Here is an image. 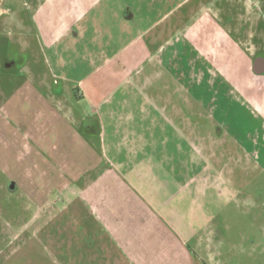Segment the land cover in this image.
I'll return each mask as SVG.
<instances>
[{"label":"crops","instance_id":"obj_1","mask_svg":"<svg viewBox=\"0 0 264 264\" xmlns=\"http://www.w3.org/2000/svg\"><path fill=\"white\" fill-rule=\"evenodd\" d=\"M215 2L220 1L13 0L21 4V11L13 10L14 23L31 22L40 29L55 67L72 60L75 77L63 79L80 91L83 98L78 104L89 107L80 115L83 134L108 138L105 160L120 168L127 190L122 215L106 212L109 218H120L119 225L105 228L110 241L89 242V251L78 249L70 264H228L222 258L221 231L215 226L217 212L201 204L215 187L221 193L225 181L219 150L209 148L222 141L215 145L220 148L228 140L236 150L257 156L264 147V115L243 108L257 107L261 91L256 87L253 96L246 93L237 75L242 66L231 64L235 78L229 76L227 57L233 53L242 58L240 39L227 34L224 20L195 21L199 11ZM216 46L215 51L208 48ZM258 59L264 58L256 56L252 69L264 77V61L259 65ZM212 70L217 73L214 80ZM134 90L144 96L138 104L130 103L128 92ZM233 90L239 98L231 97ZM240 108L247 111L243 125L257 123L255 130L241 135L250 142V151L238 130L224 123L232 116L231 121L236 117L240 124ZM137 120L152 122L156 130L140 131ZM143 154L154 155V162ZM147 159L149 166L142 167ZM194 166L198 172L190 178L187 172ZM156 170L170 172V179L163 180L168 183L177 181L172 173L180 170L186 181L178 192L195 186L197 195L173 196L181 203L180 211L170 206L172 195L154 194L157 179L151 171ZM187 201L191 203L182 206Z\"/></svg>","mask_w":264,"mask_h":264},{"label":"rangeland","instance_id":"obj_2","mask_svg":"<svg viewBox=\"0 0 264 264\" xmlns=\"http://www.w3.org/2000/svg\"><path fill=\"white\" fill-rule=\"evenodd\" d=\"M219 1L218 5L215 2L216 5L199 11L195 21L204 23L209 17L210 22L212 17L220 22L224 20L227 34L240 39L242 58L227 54L228 66L232 69L229 76L235 78L236 70L233 71L232 65L242 66L237 75L246 93L253 96L256 87L261 91L257 94V107L244 105L243 108L248 113L264 115V77L257 76L252 69L256 56L264 58V0ZM5 6L21 11L20 3L7 1ZM4 16L1 13L0 264H70L79 254L78 249L88 250L89 242L110 241L105 228L108 224L119 225L120 218H109L106 212L122 215L127 190L122 185L120 168L105 160L106 150L110 152L106 147L108 138L83 134L80 115L88 112L89 107L86 103L78 104L83 98L80 91L63 79L75 77L72 60L57 69L55 59L42 41L40 29L31 22L17 25L13 14ZM208 48L215 51L219 47ZM81 66V70L77 67L78 76H81ZM211 76L214 80L217 73L212 70ZM128 93L133 100L130 103L143 101V93ZM231 97L239 98V94L233 90ZM245 109L240 108V124L236 117L231 121L232 116L224 121L238 130L240 136L244 131L255 130L257 124L251 121L243 125L247 117ZM233 110L239 112L238 107ZM210 111L213 113V107ZM137 125L140 131L156 130L152 122L145 120H137ZM209 131L212 136V129ZM243 138L241 136L240 140L246 142L245 148L250 151V142ZM217 142L209 149L211 152L219 150V160L225 164L222 171L225 181H221V193L215 187L207 192L210 197L201 204L217 212L215 226L222 234L225 262L264 264V147L259 148L261 153L256 156L236 150L228 140L223 142L224 146L216 148ZM143 157L154 162V155L143 154ZM148 159L142 167L149 166ZM151 172L157 179L154 182L156 197L172 195L168 204L177 210H181V203L173 196L188 198L193 192L197 195L195 186L178 192L186 181L180 170L176 175L172 173L177 181L170 183L163 181L170 179L169 171ZM197 172L194 166L187 173L192 178ZM232 175L234 180L229 177ZM11 182L16 183L14 191L9 188ZM190 203L184 202L182 206ZM182 209L186 211V207Z\"/></svg>","mask_w":264,"mask_h":264},{"label":"flooded vegetation","instance_id":"obj_3","mask_svg":"<svg viewBox=\"0 0 264 264\" xmlns=\"http://www.w3.org/2000/svg\"><path fill=\"white\" fill-rule=\"evenodd\" d=\"M5 2L3 3V1L2 0H0V15H1V13L3 14V16L4 15H7V14H10V15H12L13 14V9L12 8H7L6 6H5V4L7 3V1H11V3H12V1L13 0H4ZM5 17V16H4ZM3 17V18H4ZM30 19V18H29ZM0 20H1V17H0ZM14 63V62H13ZM259 70H261V67H260V69Z\"/></svg>","mask_w":264,"mask_h":264},{"label":"water","instance_id":"obj_4","mask_svg":"<svg viewBox=\"0 0 264 264\" xmlns=\"http://www.w3.org/2000/svg\"><path fill=\"white\" fill-rule=\"evenodd\" d=\"M261 61H264V59H258L257 62H258L259 65H261V63H262ZM259 73H263V71H259ZM9 188H10L11 191L16 190V188H17L16 187V183L15 182H11Z\"/></svg>","mask_w":264,"mask_h":264}]
</instances>
